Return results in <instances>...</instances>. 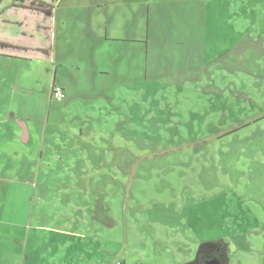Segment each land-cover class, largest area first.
Returning <instances> with one entry per match:
<instances>
[{
  "label": "rangeland",
  "instance_id": "374dc122",
  "mask_svg": "<svg viewBox=\"0 0 264 264\" xmlns=\"http://www.w3.org/2000/svg\"><path fill=\"white\" fill-rule=\"evenodd\" d=\"M115 9L124 34L66 38L0 88L33 136L0 193V264H195L215 246L264 264V0Z\"/></svg>",
  "mask_w": 264,
  "mask_h": 264
},
{
  "label": "crops",
  "instance_id": "0c3cea01",
  "mask_svg": "<svg viewBox=\"0 0 264 264\" xmlns=\"http://www.w3.org/2000/svg\"><path fill=\"white\" fill-rule=\"evenodd\" d=\"M32 1L53 6L52 12L48 14L42 10L30 8L29 4ZM134 2L135 0H2L0 3V88L9 85L12 91L20 90L15 82L14 67L19 68L22 64L27 66L39 54L53 61L57 46L67 47L66 38H89L94 41L93 46H95V40L111 39L112 32L124 34L127 29L121 26L120 16H117L115 8H127ZM146 33L148 36L149 33ZM36 34L45 35L49 40L50 48L33 47L31 41ZM113 38L120 39L116 35H113ZM59 40H62V43H59ZM98 47L97 45L94 49ZM9 97H5L7 99L5 102L0 94V193L5 194L7 190L3 183L17 180L15 179L16 167L20 165L22 159V147L30 144L33 138L29 125L30 118L22 117L15 110V94L12 93ZM80 131L68 129L66 133L84 135L82 127ZM88 134L96 133L90 130ZM42 158L41 153L39 159ZM225 250V263L229 264V249L225 248ZM201 251L198 261L203 264H220L217 261L214 263L213 255L217 254L215 251L209 254L210 256L206 253L201 255Z\"/></svg>",
  "mask_w": 264,
  "mask_h": 264
},
{
  "label": "built area",
  "instance_id": "2783aa9c",
  "mask_svg": "<svg viewBox=\"0 0 264 264\" xmlns=\"http://www.w3.org/2000/svg\"><path fill=\"white\" fill-rule=\"evenodd\" d=\"M52 100L56 101V102H63L66 99V94L63 88L59 87V86H54L53 90H52Z\"/></svg>",
  "mask_w": 264,
  "mask_h": 264
},
{
  "label": "flooded vegetation",
  "instance_id": "af4514ba",
  "mask_svg": "<svg viewBox=\"0 0 264 264\" xmlns=\"http://www.w3.org/2000/svg\"><path fill=\"white\" fill-rule=\"evenodd\" d=\"M225 251L226 250L224 247H221V246L216 247L215 253H217V254L213 255V260L215 259V261L219 262L220 264L225 263L226 262L225 261V257H226ZM217 255H218V257H217ZM195 264H203V263L201 261L196 260Z\"/></svg>",
  "mask_w": 264,
  "mask_h": 264
},
{
  "label": "trees",
  "instance_id": "16d2710c",
  "mask_svg": "<svg viewBox=\"0 0 264 264\" xmlns=\"http://www.w3.org/2000/svg\"><path fill=\"white\" fill-rule=\"evenodd\" d=\"M2 0H0V3H1ZM29 7L30 8H33V9H39V10H42L43 12L45 13H48L50 14L52 12V9H53V6L51 5H47L43 2H36V1H32L30 4H29Z\"/></svg>",
  "mask_w": 264,
  "mask_h": 264
}]
</instances>
